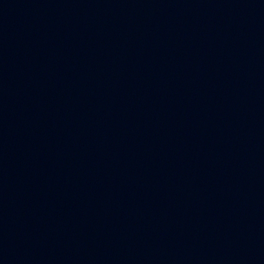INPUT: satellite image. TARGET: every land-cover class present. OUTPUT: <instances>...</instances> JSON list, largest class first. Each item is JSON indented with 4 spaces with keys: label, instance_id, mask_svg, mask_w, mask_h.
<instances>
[{
    "label": "water",
    "instance_id": "95a60500",
    "mask_svg": "<svg viewBox=\"0 0 264 264\" xmlns=\"http://www.w3.org/2000/svg\"><path fill=\"white\" fill-rule=\"evenodd\" d=\"M0 264H264V0H0Z\"/></svg>",
    "mask_w": 264,
    "mask_h": 264
}]
</instances>
